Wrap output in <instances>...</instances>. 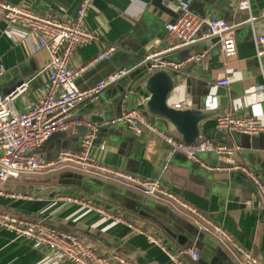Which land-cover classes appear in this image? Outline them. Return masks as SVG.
Segmentation results:
<instances>
[{"label": "crops", "instance_id": "1", "mask_svg": "<svg viewBox=\"0 0 264 264\" xmlns=\"http://www.w3.org/2000/svg\"><path fill=\"white\" fill-rule=\"evenodd\" d=\"M0 1L58 20L74 19L80 6V0ZM164 1L93 0L85 26L97 38L88 46L77 48L71 57V67L83 69L75 81L76 86L85 90L122 70L127 71L128 76L107 86L96 99L81 102L73 117L97 126L98 132L90 151L97 162L142 179L159 180L181 200L222 226L260 264H264L263 200L243 173L205 171L181 155L168 159V147L156 137L148 133L135 137L125 125L111 124L125 110L144 113L142 102L148 94L143 90L137 91L139 79L147 74L143 67L144 58L164 45L165 25L176 18L169 7L170 11L162 10ZM238 2L193 0L190 5L192 14L203 19L215 16L232 27L236 57L225 62L214 39L170 53L167 58L175 62L196 54L205 53V56L200 62L187 63L179 71L172 72L176 74V84L168 100L172 104L188 97L190 107L204 105L210 117L199 125L203 137L239 146L236 161L246 166L264 185V131L256 137H230L217 130L215 124L217 116L233 113L252 116L264 127V119L253 115L256 105L264 110V92L249 95L253 89L264 86V55L258 59L254 48L255 39L264 37V0H250V12L237 10ZM33 42V36L24 29H12L0 11V94L5 96L20 84L27 83L14 100L18 112L27 111L35 103V91L48 79L45 68L48 54L44 50L34 52ZM108 46L115 49L110 59L92 62ZM228 75L232 76L230 84L218 86L217 81ZM79 132L78 128L75 134L65 132L61 139L35 154L48 162L60 150H78L84 135L80 136ZM165 132L171 133L169 129ZM200 158L207 164L216 163L211 154H203ZM70 173L76 174L61 172L47 177L9 180L2 186L4 193L0 195V212L30 221H42L60 232L79 236L103 255L115 253L132 259L135 264H173L159 247L148 243L146 233L161 240L170 252L195 247L199 260L204 259L206 264H235L215 241L216 245L164 205L140 196L141 200L129 198L124 195L125 191L112 183L95 179L106 187L116 188L88 184L92 190L91 197L72 191L70 186L52 199L34 193L37 187H57L59 177ZM65 197H77L94 204L97 209L83 203L68 202ZM99 209L124 217L145 234L115 223ZM198 261L193 263L184 259L183 262L198 264ZM0 264L71 263L59 260L46 247L0 228Z\"/></svg>", "mask_w": 264, "mask_h": 264}, {"label": "built area", "instance_id": "2", "mask_svg": "<svg viewBox=\"0 0 264 264\" xmlns=\"http://www.w3.org/2000/svg\"><path fill=\"white\" fill-rule=\"evenodd\" d=\"M192 2L193 0L169 2L168 7L177 16L172 23L165 25L164 45L145 56L143 67L147 74L158 70L174 73L187 63L200 62L205 53L196 54L180 62L170 60L167 56L181 48L211 39L216 40L225 62L236 57V41L232 34V27L221 19H203L192 14L190 11ZM92 3L93 0H80L74 19L58 20L51 16L34 14L23 6H14L0 1V11L10 27L24 29L33 36V51L44 50L48 54L45 67L48 79L35 91V103L27 111L18 112L14 107L16 96L22 93L27 83L20 84L5 96L0 94V195L4 193L2 186L12 179L28 176L47 177L61 172L90 176L167 206L176 215L187 220L199 234L215 241L235 264H260L259 260L233 239L222 226L181 200L159 180L142 179L136 175L103 166L91 157L90 151L98 128L88 121L73 117V113L81 102L96 99L107 86L116 83L127 74L125 70L116 72L85 90H80L76 86L75 81L83 69L71 67V57L77 48L88 46L97 38L85 26L86 16ZM236 8L239 11L250 12V0H239ZM254 48L256 57L260 59L264 55V37L255 39ZM114 50L112 46L106 47L92 62L109 60ZM231 80L232 76L228 75L217 81V85L227 87ZM260 92H264V86L253 89L249 95ZM187 101L188 97L181 98L172 104L167 100V103L174 109H186L190 107ZM117 123L125 125L130 134L135 137L145 133L156 137L168 147V159L174 155H181L205 171L233 170L243 173L261 196L264 212V185L246 166L236 161V153L240 150L236 144L226 145L211 139H203L187 145L171 133L157 128L139 110H125L117 119L111 121V124ZM215 124L217 130L223 131L230 137H256L264 131L258 119L233 113L217 116ZM78 127H85L87 130L80 139L78 150H60L56 157L48 162L41 160L34 153V150L51 135L59 132L75 134ZM203 154L213 155L216 163L203 162L200 158ZM65 199L68 202L83 203L97 209L94 204L83 202L77 197H65ZM99 212L113 218L115 223L125 224L139 234H145L124 217L101 209ZM0 228L14 233L18 238L28 239L38 246L46 247L55 253L59 260L71 264H135L132 259L115 253L103 255L79 236L60 232L42 221H30L0 212ZM145 236L148 243L159 247L173 264H184V259H189L193 263L199 260V252L195 247L170 252L158 238L150 233H146Z\"/></svg>", "mask_w": 264, "mask_h": 264}, {"label": "water", "instance_id": "3", "mask_svg": "<svg viewBox=\"0 0 264 264\" xmlns=\"http://www.w3.org/2000/svg\"><path fill=\"white\" fill-rule=\"evenodd\" d=\"M168 5L169 1H164V7H161L162 10L170 11V9H168ZM174 14L176 17L177 14ZM213 18L216 17L214 16ZM127 76L128 74L125 77ZM175 76L176 74L170 73L167 70H158L151 74H146L139 79L137 91L143 90L148 94V97L142 102V106L144 109L143 114L145 115V117L164 131L169 129L171 134L174 135L177 139H180L183 143L190 145L205 139L201 134L199 125L201 122L207 120L210 117V113L205 111L204 105H192L190 108L186 109H174L173 107L168 105L167 100L169 99L176 84ZM122 79L124 80V77L120 80ZM121 95L122 97L124 96L123 92H121ZM78 130L80 131V136L87 132L85 127H78ZM64 135L65 132H59L51 135L47 140H45L39 147L34 150V153L43 151L46 145H50L56 142ZM221 165L227 166L225 164ZM88 184H96L100 186V188H116L115 186H111V188H109L97 180L70 173L66 177H59L57 187H37L34 189V193L39 197L52 199L64 192L67 186H70L72 191L76 193H83V195L91 197L92 190L87 186ZM117 189L125 191L118 187ZM124 195L132 199L141 200L138 195H135L128 191H125ZM112 206L116 207V205ZM207 240L215 244L212 239L209 238ZM198 264H206V261L204 259L199 260Z\"/></svg>", "mask_w": 264, "mask_h": 264}, {"label": "trees", "instance_id": "4", "mask_svg": "<svg viewBox=\"0 0 264 264\" xmlns=\"http://www.w3.org/2000/svg\"><path fill=\"white\" fill-rule=\"evenodd\" d=\"M77 174V173H76ZM78 175H81V174H78ZM82 176H84V177H87V178H91V179H94L95 180V178H93V177H90V176H85V175H82ZM28 177H30V176H28ZM31 177H35V176H31ZM27 178V177H26ZM97 180H99V179H97ZM100 181H102V180H100ZM118 188H121V187H119V186H117ZM121 189H123V190H125V191H128V192H131V193H133V194H135V195H138V196H140V197H143V198H146V197H144V196H142V195H140V194H138V193H135V192H133V191H130V190H127V189H124V188H121ZM146 199H149V198H146ZM149 200H151V199H149ZM153 201V200H152ZM155 202V201H154ZM157 203V202H156ZM160 204V203H159ZM163 205V204H162ZM165 206V205H164ZM165 207H167V206H165ZM168 208V207H167ZM169 209V208H168ZM171 211V210H170ZM172 213H173V215H175L176 217H178V218H180V219H182V220H184L186 223H189L187 220H185L184 218H181V217H179L178 215H176L173 211H171ZM190 224V223H189ZM191 225V224H190ZM192 226V225H191ZM193 227V226H192Z\"/></svg>", "mask_w": 264, "mask_h": 264}, {"label": "clouds", "instance_id": "5", "mask_svg": "<svg viewBox=\"0 0 264 264\" xmlns=\"http://www.w3.org/2000/svg\"><path fill=\"white\" fill-rule=\"evenodd\" d=\"M237 104L239 103V101L236 102ZM253 115L264 119V110L261 109L260 105H256L253 107Z\"/></svg>", "mask_w": 264, "mask_h": 264}, {"label": "rangeland", "instance_id": "6", "mask_svg": "<svg viewBox=\"0 0 264 264\" xmlns=\"http://www.w3.org/2000/svg\"><path fill=\"white\" fill-rule=\"evenodd\" d=\"M53 180H55V179H53Z\"/></svg>", "mask_w": 264, "mask_h": 264}]
</instances>
